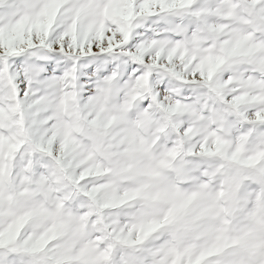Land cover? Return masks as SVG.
Returning <instances> with one entry per match:
<instances>
[{
  "label": "snow or ice",
  "instance_id": "snow-or-ice-1",
  "mask_svg": "<svg viewBox=\"0 0 264 264\" xmlns=\"http://www.w3.org/2000/svg\"><path fill=\"white\" fill-rule=\"evenodd\" d=\"M0 264H264V0H0Z\"/></svg>",
  "mask_w": 264,
  "mask_h": 264
}]
</instances>
